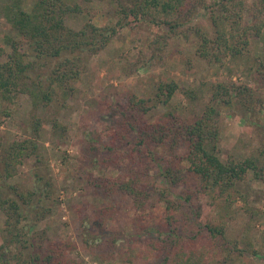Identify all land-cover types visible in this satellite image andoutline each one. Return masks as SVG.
Returning <instances> with one entry per match:
<instances>
[{
    "label": "trees",
    "instance_id": "1",
    "mask_svg": "<svg viewBox=\"0 0 264 264\" xmlns=\"http://www.w3.org/2000/svg\"><path fill=\"white\" fill-rule=\"evenodd\" d=\"M110 1L115 6L114 23L97 26L87 21L78 29L66 25L64 19L81 10L78 3L34 0L29 8L24 7L22 0L1 3L0 13L16 38L5 37L9 51L0 43V99L13 103L21 94L29 97L34 108L50 103L68 107L67 100L76 92L74 83L87 69L88 57L101 51L119 29L133 28L141 20L151 23L155 30L165 27L153 41L158 37L166 41L173 34L186 39L197 36L196 55L218 64L226 57L238 63L243 61L250 38L264 30V0ZM199 11L207 14L210 32L197 22L188 24ZM245 15L248 22L244 21ZM254 61L258 62L257 72L264 73L261 58L255 56ZM263 73L259 79L264 80ZM153 86L151 96L133 93L124 103L115 102L107 107L114 123L109 127L110 139L103 146L108 153L102 161L123 169L124 182L103 176H89L86 182L96 190L125 192L137 211L145 209L152 190H156L165 204L163 222L157 230L162 236L158 249L163 250L159 264H226L233 253L240 257L244 252L226 238L223 226L200 220L194 194L188 191L173 201L169 189L162 190L142 176L150 178L149 169L155 165L169 184L183 182L187 180L182 171L185 159L196 191L228 194L247 172L264 182V130L260 132L259 144L244 158L222 159L217 152L220 112L230 110L237 114L241 110L248 115L246 124L259 126L255 121L260 108L251 100L252 90L248 86L217 81L211 86L208 103L193 121L183 120L169 110L164 118L149 122L144 114L158 105H167L179 88L173 80H158ZM180 90L187 99L196 98L192 88ZM237 105L240 108L236 109ZM49 123L59 126L54 116ZM41 124L42 120L35 117L32 130L37 132ZM39 147L29 137L14 139L2 155L0 212L4 215V227L0 264H84L69 256L70 242L48 240L43 231L34 229L50 211L44 199L51 196L52 182L41 173L42 168L34 169L32 186L26 190L8 180L12 163L31 155L37 157ZM159 147L163 148L161 154L155 149ZM182 206H186L184 215L189 216L181 226L177 222L183 216L176 212ZM202 234H207L206 239L200 237ZM197 237L204 247L202 243L197 245L198 241L194 245ZM42 240L46 241L44 245ZM256 251H252L254 255Z\"/></svg>",
    "mask_w": 264,
    "mask_h": 264
},
{
    "label": "rangeland",
    "instance_id": "2",
    "mask_svg": "<svg viewBox=\"0 0 264 264\" xmlns=\"http://www.w3.org/2000/svg\"><path fill=\"white\" fill-rule=\"evenodd\" d=\"M7 1L11 0H0V4ZM33 2L22 0L26 8ZM68 2L81 6L79 12L69 13L64 18L66 25L73 29L87 21L97 26L115 21V6L110 0ZM3 17L0 13V43L9 51L4 39L7 35L16 36ZM208 21L207 14L199 11L188 24L197 22L210 32ZM244 21H249L247 15ZM165 30L164 26L155 30L151 23L142 20L133 28L119 29L101 51L88 57L87 69L74 83L77 89L67 100L68 107L50 103L34 108L29 97L21 94L13 103H4L0 99V166L6 147L14 139L29 137L39 144L37 157L31 155L12 163V175L8 180L26 190L32 186L34 169L42 168L41 173L52 182L51 196L44 199L50 211L34 229L43 231L48 240L70 242L69 256L78 262L159 264L163 253L158 249L162 236L157 230L163 222L165 204L156 190H152L145 209L137 211L125 192L96 190L86 182L89 176L124 182L123 169L102 161L108 153L103 146L110 139L109 127L114 123L109 117L112 111L107 112L109 104L124 103L133 93L151 96L156 81L173 80L179 88L168 104L150 109L143 118L149 122L158 121L171 110L183 120L193 121L208 103L214 82L246 85L252 90L251 100L260 108L255 121L259 126L246 124L248 115L242 114L241 110H237V114L230 110L220 112L217 152L222 159L244 158L259 144L260 132L264 130V80L259 79L263 70L257 72L258 62L254 57H260L264 63V30L259 36L250 38L243 61L238 63L226 57L221 64L196 55L197 36L186 39L173 34L166 41L159 37L153 41L156 33ZM180 87L192 88L196 98L187 99ZM53 116L59 126L49 123ZM35 117L42 120L37 132L32 130ZM155 149L163 153V148ZM182 165L187 180L174 185L159 174L155 165L149 169L150 178H142L162 190L169 189L173 201H178V196L188 191L194 194L200 220L223 226L226 238L244 252L240 257L233 253L232 260L226 264H264V182L247 172L230 193L225 192L222 196L207 194L196 191L193 177L187 172V160L183 159ZM185 212L186 206L176 212L183 216L177 222L181 226L187 223L189 214L184 215ZM3 227L4 215L0 212V244ZM205 236L207 234L200 235L202 239H206ZM196 241L204 247L198 237L193 241L194 245ZM45 243L42 240V244ZM253 250H257L256 255Z\"/></svg>",
    "mask_w": 264,
    "mask_h": 264
}]
</instances>
